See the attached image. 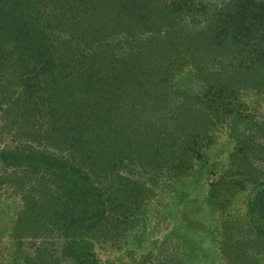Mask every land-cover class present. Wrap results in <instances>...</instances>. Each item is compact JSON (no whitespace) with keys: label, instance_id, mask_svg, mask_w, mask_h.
Here are the masks:
<instances>
[{"label":"trees","instance_id":"obj_1","mask_svg":"<svg viewBox=\"0 0 264 264\" xmlns=\"http://www.w3.org/2000/svg\"><path fill=\"white\" fill-rule=\"evenodd\" d=\"M197 2L0 0L1 183L16 187L23 199L13 228L18 246L25 238L45 245L44 236H56L49 245L63 264H99L92 238L106 213L109 191L101 185L112 172L160 161L169 177L182 178L192 171L202 137L222 134L216 127L223 101L229 106L237 93L264 89V0H229L214 16L203 4L205 23L192 30L187 18ZM223 62L227 72H206V66L225 70ZM193 68L201 73V98L183 96L173 83ZM233 105L224 118L236 138L233 163L253 180L259 171L246 156L253 138L238 127L249 116ZM162 111L169 125L164 120L159 130L151 118ZM251 130L250 136L262 135L264 123H252ZM118 181L126 184L113 194L116 207L135 206L138 194L150 192L138 182ZM221 185L222 194L229 191L221 178L210 185L211 209ZM245 210L237 227L222 223L223 253L228 264H264V181L255 182ZM39 253L37 263L45 264Z\"/></svg>","mask_w":264,"mask_h":264},{"label":"rangeland","instance_id":"obj_2","mask_svg":"<svg viewBox=\"0 0 264 264\" xmlns=\"http://www.w3.org/2000/svg\"><path fill=\"white\" fill-rule=\"evenodd\" d=\"M197 1L201 9H196L195 13L186 17L192 30L193 27L202 29L205 16L219 14L223 10V4H227L229 0ZM203 4L212 8L206 10V15L203 14L205 7L202 6ZM118 40L120 38L112 40L113 44ZM134 51H140L138 53L142 54L144 49L142 46H137ZM226 65L227 63H224L225 70H220V67L217 70L212 66L207 70L206 66V72L212 70L227 72L229 69ZM198 68L174 77L173 83L183 96L201 98V92L204 90L197 80L201 75ZM173 95H176L175 92ZM228 102L230 105L239 103L242 117L249 116L246 120H241L243 123L238 127L244 136L253 138L250 140L253 142L252 146L247 149L253 153L248 152L246 156L254 168L257 167L259 174L254 175L253 180H250L246 172L239 175L238 163L237 165L233 163L237 162L236 159L234 160L236 157L232 156L237 145L236 138H230L232 136L226 126L227 118H224L228 116L227 109H233L235 105L225 106L228 104L226 98L217 110L221 111L223 119L216 129L222 126V134L213 132L211 136L202 137L197 147V154L191 159V172L182 178H179L180 173L172 172L169 177L166 167L163 168L159 161L148 167L143 165L140 168L135 165L114 171L112 172L114 174L102 183L101 188L109 191L105 195L106 203L104 202L106 213L96 224L91 247V252L99 264L229 263L226 253H223L226 233L223 232L222 223L230 220L237 227L239 219L245 216L246 199L250 190L253 189L255 182L264 181V133L257 137L250 136L253 130L249 133L247 131L252 123H264V89L257 91L253 88L247 89L228 99ZM212 106H216L215 103ZM159 107L158 105L155 108L159 109ZM168 117L164 111L153 113L151 123L157 129L162 128L164 120L166 125H169ZM0 145L4 144L0 143ZM47 151L52 154L57 153L49 147ZM201 170H205L206 173L200 179H195L198 171ZM7 171L11 172V170ZM2 172L0 168V264H38L36 256L39 251L47 261L45 264H63L55 253L51 252L49 245V242L55 241L56 236L49 239L48 236H44L48 240L45 245H40V240L25 238L18 246L17 235L13 232V228L16 227V222L23 212V199L16 187L12 188L3 181L1 183ZM152 175H155V185L150 183ZM118 177L138 182L140 187L150 192L147 195L144 192L138 194L139 203L135 206L116 207L118 202L114 203L116 194L114 196L113 194L123 186L122 184H126L125 181L121 184ZM220 178L224 188L226 186L229 191L222 194L221 185L218 203L211 209L206 205L210 185ZM139 186L138 189L142 191ZM232 193H235L234 198ZM223 202L227 204V212H222ZM132 224H135V227L130 228ZM245 236L248 238L246 233ZM253 252L252 249L246 250L248 256H252Z\"/></svg>","mask_w":264,"mask_h":264}]
</instances>
